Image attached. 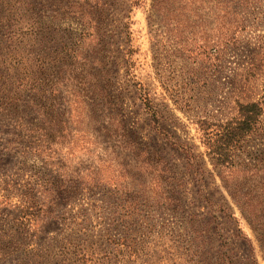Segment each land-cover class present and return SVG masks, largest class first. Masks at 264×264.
<instances>
[{
    "label": "rangeland",
    "instance_id": "1",
    "mask_svg": "<svg viewBox=\"0 0 264 264\" xmlns=\"http://www.w3.org/2000/svg\"><path fill=\"white\" fill-rule=\"evenodd\" d=\"M153 2L0 0V264H264V0Z\"/></svg>",
    "mask_w": 264,
    "mask_h": 264
},
{
    "label": "trees",
    "instance_id": "2",
    "mask_svg": "<svg viewBox=\"0 0 264 264\" xmlns=\"http://www.w3.org/2000/svg\"><path fill=\"white\" fill-rule=\"evenodd\" d=\"M154 7L161 6V0H153ZM264 114L262 101L239 102L238 112L226 123H218L213 131L206 133L204 143L207 153L216 164L230 167L235 162L237 152L244 146V142L258 132ZM260 171L259 169H257ZM237 194L232 192V195ZM239 202V201H238ZM242 208H251L248 201L240 202ZM251 210V209H248ZM253 214V212H252ZM255 221L264 229V217L258 211L254 213Z\"/></svg>",
    "mask_w": 264,
    "mask_h": 264
}]
</instances>
